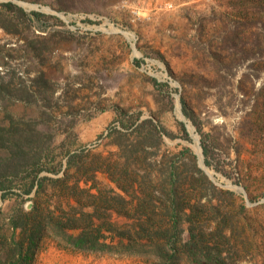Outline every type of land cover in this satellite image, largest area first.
Returning <instances> with one entry per match:
<instances>
[{"label": "rangeland", "instance_id": "374dc122", "mask_svg": "<svg viewBox=\"0 0 264 264\" xmlns=\"http://www.w3.org/2000/svg\"><path fill=\"white\" fill-rule=\"evenodd\" d=\"M5 2L64 23L35 22L16 31L0 27V132L5 138L30 132L32 142L53 151L54 163L67 152L85 149L81 174L88 176L92 164H108L114 155L108 132L118 124L119 114L153 117L175 134L177 122L183 121L190 140L165 137L146 164L130 160L129 170H137L140 180L148 175L147 192H155L162 189L168 164L178 162L176 152L190 148L199 165L203 158L200 136L183 113L185 100L205 131L218 138L222 152L235 161L228 168L241 180L235 183L206 167L215 187L207 196L219 203L217 210L207 208L201 215L210 224L207 237L227 216L226 231L238 264H264V44L261 38L255 44L243 26V2L0 0ZM234 31L241 39H231ZM245 74L258 78L252 82ZM155 81L169 88L157 87ZM6 148L0 140V159ZM188 176L192 174L182 176L181 187L194 200L206 184ZM97 179L101 188L114 186L105 174ZM18 185L12 180L8 189H0V264L11 243V217L31 205L16 194ZM114 221L127 219L115 216ZM31 264L154 262L138 255L67 251L46 238Z\"/></svg>", "mask_w": 264, "mask_h": 264}, {"label": "trees", "instance_id": "16d2710c", "mask_svg": "<svg viewBox=\"0 0 264 264\" xmlns=\"http://www.w3.org/2000/svg\"><path fill=\"white\" fill-rule=\"evenodd\" d=\"M241 1L246 8L241 20L243 26H247L255 44L260 38L264 44V0ZM49 21L56 27L64 25L55 16L27 12L12 2L0 3V27L6 31ZM240 37L234 31L231 39ZM31 45L36 47V41ZM244 78L254 82L258 76L245 74ZM155 85L169 88L168 84L156 81ZM182 105L186 119L200 136L205 166L240 183L239 175L228 168L229 164H235L230 154L222 152L218 138L213 132L205 131L185 100ZM119 115L118 124L108 132L110 143L116 149L115 158L112 154L108 164H92L88 176L81 174L85 149L67 152L63 161L54 163L53 151L39 141L32 142L30 132L17 138H5L0 132V140L7 144L6 153L0 159V189L4 191L9 188L6 186L9 182L18 180L16 194L31 201L27 211L21 210L10 219L11 243L3 264H31L46 238L67 251L145 256L154 264H238V252L231 249L226 231L229 229L227 216L211 230V238L207 237L205 229L210 224L201 215L207 208L217 210L219 203L208 198V190L215 187L190 148L176 152L178 162L168 164L162 189L155 192H147L148 175H142L140 180L137 170H129L134 157L136 163L146 164L153 154L151 150L160 149L165 137L190 140L187 124L178 121L175 134L153 117L143 118L141 113ZM14 126L12 122V130ZM12 130L8 128L7 135ZM234 168H240L238 160ZM100 173L107 175L114 186L101 188L97 179ZM185 173L206 184L202 188L205 192L194 200L181 187ZM225 193L234 196L231 191ZM115 216L127 221H114ZM225 244L229 245L228 249Z\"/></svg>", "mask_w": 264, "mask_h": 264}, {"label": "bare ground", "instance_id": "6f19581e", "mask_svg": "<svg viewBox=\"0 0 264 264\" xmlns=\"http://www.w3.org/2000/svg\"><path fill=\"white\" fill-rule=\"evenodd\" d=\"M189 128H190V130H193L192 129V127L191 126H189ZM201 156V155H200ZM202 160V159H201ZM200 160V161H201ZM202 164V163H201ZM202 166L204 167V169L206 170L207 168L202 164ZM207 171H208V169H207ZM208 174L210 175V176H212V173H210V171H208Z\"/></svg>", "mask_w": 264, "mask_h": 264}, {"label": "water", "instance_id": "95a60500", "mask_svg": "<svg viewBox=\"0 0 264 264\" xmlns=\"http://www.w3.org/2000/svg\"><path fill=\"white\" fill-rule=\"evenodd\" d=\"M205 166V164H204V162H203V158H202V160L200 161V166L204 169V167L202 166V164ZM206 167V166H205ZM204 171L207 173V171L204 169ZM208 174V173H207Z\"/></svg>", "mask_w": 264, "mask_h": 264}]
</instances>
